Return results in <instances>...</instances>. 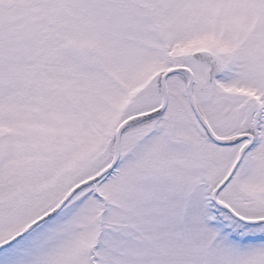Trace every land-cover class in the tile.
<instances>
[{
  "label": "snow or ice",
  "instance_id": "6c2138e0",
  "mask_svg": "<svg viewBox=\"0 0 264 264\" xmlns=\"http://www.w3.org/2000/svg\"><path fill=\"white\" fill-rule=\"evenodd\" d=\"M0 264H264V0H0Z\"/></svg>",
  "mask_w": 264,
  "mask_h": 264
}]
</instances>
